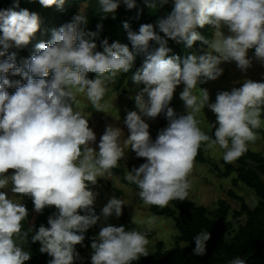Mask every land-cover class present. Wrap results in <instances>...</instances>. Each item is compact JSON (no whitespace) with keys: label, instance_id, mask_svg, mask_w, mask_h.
I'll return each instance as SVG.
<instances>
[{"label":"clouds","instance_id":"clouds-1","mask_svg":"<svg viewBox=\"0 0 264 264\" xmlns=\"http://www.w3.org/2000/svg\"><path fill=\"white\" fill-rule=\"evenodd\" d=\"M168 0H159L161 6ZM171 13L158 21L165 37L192 48L199 41L210 51L189 54L182 59L168 56L167 41L154 31L153 24H142L139 31L127 32L132 51L119 42L102 41L103 51L84 38L87 24L84 14L52 31L50 42H39L34 53L17 65L12 47L23 48L40 29V17L27 9H0V264H25L31 259L29 234L23 221L28 210L23 197L31 199L37 214L45 208L56 211L48 216L47 227L41 224L31 235L39 242V251L51 259L47 264H75L81 260L76 250L83 246L85 233L103 218H119L123 214V199L112 196L100 215L94 210L98 179H110L111 170L126 158L131 149L144 163L127 171L125 180L136 185L138 197L146 206L165 208L173 200L185 201L189 195L195 157L202 144L218 145L222 159L232 163L257 139L256 129L264 124V82L245 79L231 91H218L215 102L209 103V93L200 89L193 94L201 78L216 80L223 72L222 62L234 61L242 72L252 66L248 51L264 64V0H173ZM64 0H39L43 7H60ZM100 12L114 13L123 3L128 9L135 0H98ZM156 7V0H145ZM214 27L211 41L196 29ZM227 27L228 35L221 30ZM100 27V25H98ZM123 27L129 29L125 22ZM95 35V34H90ZM150 41L159 45L150 50ZM145 56L142 66L131 76L132 82L143 88L135 96L139 110L128 111L123 123L129 135L121 146L122 130L106 126L97 137L88 118L79 107L77 94L86 95L97 111H103L101 101L107 85L115 83L121 73H128L137 55ZM88 73H95L88 79ZM9 74L26 81H11ZM50 77V78H49ZM119 79V77H118ZM118 83V81H117ZM183 83L180 99L186 114L177 115L170 101L178 85ZM15 87L13 94L8 88ZM145 94L147 99H145ZM207 107L215 115V139L199 127L197 115ZM164 114L168 124L153 142L149 124L142 119ZM96 145V147H93ZM98 149V150H97ZM11 170V172H10ZM13 196H19V201ZM83 213V214H81ZM157 220L151 216L144 231L126 230L123 225L102 226L92 237L91 264H133L150 252L148 234ZM131 223L136 220L132 217ZM208 231L195 235L193 253L206 254ZM230 264H244L239 257Z\"/></svg>","mask_w":264,"mask_h":264},{"label":"trees","instance_id":"trees-1","mask_svg":"<svg viewBox=\"0 0 264 264\" xmlns=\"http://www.w3.org/2000/svg\"><path fill=\"white\" fill-rule=\"evenodd\" d=\"M13 3L14 0H0V9L13 8ZM84 4L86 6L84 15L87 17V24L82 26L85 33L84 38L96 44L95 51H103L102 41L105 39L109 44L119 42L127 45L132 51L127 32L130 30L138 33L140 25L149 23L153 24L154 31L167 41V47L171 49L168 56L175 55L182 60L189 54L201 55L208 50L207 46L202 45L199 41L195 42L192 48H187L183 42L177 43L159 31L157 23L171 13L174 7L173 0H168L162 6L159 0H156L155 8L147 6L145 0H135V7L132 9H128L121 3L114 13L109 14L100 12L98 0H64L60 7L55 5L43 7L39 4V0H18V7H15L14 10L27 9L37 13L40 17V29L28 45L23 48L12 47L8 52H15L16 61L21 64L22 60L29 58L34 53L37 43L50 42L52 31L70 22L74 15L79 14ZM125 22L129 24L127 30L123 27ZM194 30L210 41L213 39L211 25H205L203 28L197 27ZM149 43L150 50L159 46L153 41ZM253 56L254 49L250 50L249 53L250 58ZM3 59H6V56L0 57V61ZM144 59L143 54L136 56L132 69L119 76L116 91L122 88L127 78L131 77L136 69L142 66ZM9 75L11 81L20 80L21 84L26 82L18 75ZM95 76V73L87 74L88 79H94ZM10 89L11 87L8 88V91ZM123 92L125 90H122ZM145 99H147L146 94ZM255 131L264 137L263 129L259 128ZM138 160L144 161L143 158H138ZM194 163L207 165L210 172L218 178H227L233 174L234 177L231 179L233 188L228 190L227 195L231 200L240 203L239 208L232 209L226 200L219 199L214 208L209 210L202 205H193L188 197L185 201L173 200L165 208L148 206L152 215L163 216L172 221L176 231L173 237L175 246L166 249L162 241L157 242L156 250L150 252L147 257L133 261V264H230L237 257L244 260V264H264V153L253 152L248 145L247 152L236 159L235 163H225L224 161L218 163L206 157L203 149L200 148ZM133 166V164H129L127 169L130 171ZM111 172L112 175H119L124 178V171L120 167L112 169ZM240 183L256 196L257 201L253 207L248 206L244 199L235 193L234 188H237ZM126 184L138 190L136 185L127 181ZM116 195L119 198L120 192L117 191ZM22 199L29 214L28 218L23 221L24 230H27L30 225L35 226L34 232L41 224L47 227V218L56 209L54 207L45 208L42 213L37 214L31 199L28 197ZM139 201L143 202L142 200ZM94 210L97 215H100L98 207L94 206ZM121 222L125 229L129 230L125 215L121 217ZM99 227L100 221L85 233L83 246H76V250L82 259L77 260L75 264H91L85 258L84 252L91 247V233ZM136 230L143 231L141 229ZM202 231H208L211 238L206 242V254L196 256L193 253L194 237ZM34 232L29 234V244L25 245V249L31 253V259L25 264H47L51 258L46 253H40L39 242L32 243L30 241ZM153 235L154 232H149L148 238Z\"/></svg>","mask_w":264,"mask_h":264},{"label":"rangeland","instance_id":"rangeland-1","mask_svg":"<svg viewBox=\"0 0 264 264\" xmlns=\"http://www.w3.org/2000/svg\"><path fill=\"white\" fill-rule=\"evenodd\" d=\"M85 8L86 6L84 4L79 13L84 14ZM211 30L214 39L215 29L213 26H211ZM221 30L225 33V35L229 34L226 26H223ZM207 51H210V49ZM249 53L250 50L248 51V56ZM251 58L252 66L245 72L239 70L234 61L222 62L219 65V67L223 69L222 74L216 80L201 78L202 82L197 84L193 94L199 96L200 89H205L209 93V103H214L218 91H231L233 87H240L245 79H251L255 82H263L264 64L257 62L254 56ZM17 65L20 66V63H17ZM121 74L117 76L115 83L107 85L106 95L101 101L103 111L95 110L91 103L87 100L86 95L77 94V100L80 102L79 107L83 110L84 115L88 118L89 126L96 134V144L99 143V138L103 134L106 126L111 125L114 128L119 127L122 130L120 142L121 146L124 147L123 142L129 135L127 127L123 123L126 114L128 111H137L139 114V110L135 106V96L143 88V85H135L132 82L131 77H129L125 81L124 85H122L123 87L116 91L118 77ZM183 88V83L176 87L173 99L169 104V107H172L178 116L186 114L184 103L180 99L179 95L180 92L183 91ZM122 90H125V92L122 93ZM14 91L15 87H11L8 92L9 94H13ZM142 119L149 124V133L153 142L155 141L158 132L167 127L168 124V121L163 113L158 115L155 119L148 117H142ZM197 119L200 121L199 127L201 130L215 139L213 135L215 128L211 127V125L215 124V115L207 107H205L197 115ZM261 119H264V112L261 114ZM260 129L264 130V124L261 125ZM93 147H96V145H93ZM200 148L203 149L206 157L218 163L223 161V150L220 149L218 145L208 147L207 145L202 144ZM249 148L253 152L264 153V137L257 134V139L254 143H249ZM125 151L126 158L119 161L118 164V167L122 168L124 171V178H121L119 175H112L110 179L99 178L97 185L94 187V190L98 192L94 206L98 207L101 212L102 207L107 203L108 199L112 196L117 197L116 192L119 191V198L123 199L127 204L122 206V216L125 215L129 230L141 229L144 231L149 227L147 221L153 215L149 212L148 206L139 201L138 190H135L126 184L125 175L128 171L127 166L129 164H133L138 167L145 161H139L135 156V153L131 151L130 147L129 149L125 148ZM232 163H235V161ZM233 177L234 175L231 174L227 178H218L215 174L210 172L207 165L194 163L193 171L188 177L191 182L188 198L193 205H202L209 210L214 208L216 201L219 199L226 200L231 205L232 209H238L240 203L231 200L227 195L228 190L233 188L231 183V179ZM234 191L237 195L244 199L248 206L253 207L255 205L257 198L250 189L240 183L237 188H234ZM12 198L17 201L21 199L19 196H13ZM121 217H110L106 223L103 221V218H101L100 227L91 233L92 237L96 236L100 228L102 226H106V224L121 226ZM132 217L136 220L135 224L131 223ZM156 217V222L150 226V232H154V235L151 238H148L150 241V244L148 245L149 252L156 250V244L160 241H162L164 248L166 249H171L175 246L173 237L176 231L172 221L163 216ZM91 253V247L86 249L84 252V256L89 262H91Z\"/></svg>","mask_w":264,"mask_h":264}]
</instances>
